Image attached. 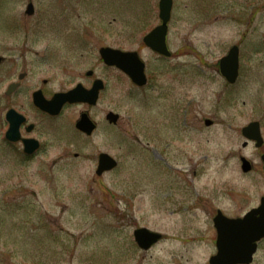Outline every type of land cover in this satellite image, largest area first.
Instances as JSON below:
<instances>
[{"label": "rangeland", "instance_id": "rangeland-1", "mask_svg": "<svg viewBox=\"0 0 264 264\" xmlns=\"http://www.w3.org/2000/svg\"><path fill=\"white\" fill-rule=\"evenodd\" d=\"M158 1L0 0V112L4 88L19 72L49 80L50 89L67 86L93 66L100 46L138 50L158 82L137 89L102 63L101 148L119 161L102 190L86 182L87 161L65 166L72 175L60 161L51 182L43 159L39 185L34 177L23 184L0 154V264H208L216 211L241 216L259 204L264 145L242 148L241 128L259 121L264 138V0H173L168 59L142 43L159 23ZM234 44L240 77L229 85L217 65ZM164 83L175 88L165 92ZM108 110L120 115L116 127L105 121ZM1 138L0 131L2 148ZM240 156L251 172L242 173ZM125 193L133 195V227L165 234L149 251L136 247L132 227H117ZM253 264H264V251Z\"/></svg>", "mask_w": 264, "mask_h": 264}, {"label": "flooded vegetation", "instance_id": "flooded-vegetation-1", "mask_svg": "<svg viewBox=\"0 0 264 264\" xmlns=\"http://www.w3.org/2000/svg\"><path fill=\"white\" fill-rule=\"evenodd\" d=\"M5 62L4 59L0 65ZM8 68L9 71L6 74L10 79V66ZM77 76V80L71 79L72 82L67 86L61 83L60 87L50 89L49 80H33L30 72L21 71L6 84L3 91L4 108L0 112L3 145L2 148L0 147V154L12 166L13 171L17 170L21 173V183L25 184L28 177H34L35 182L39 185L42 180H39L38 177H43L41 171L43 159L49 162L50 173L45 179L51 182L54 181L55 171L60 166V161L64 164L61 166L66 168L68 175L73 174V169L65 166L75 165L79 161H87L86 164L91 168L89 179H86V182L90 183L91 188L96 187L99 190H102L103 178L115 170L98 172L102 154V59L100 56L96 57L93 66ZM150 81L153 90L158 88L157 80L151 78ZM75 88L85 91L96 90V102L65 103L60 111L54 114L42 110L34 104V95L37 92H40L45 99L50 100L55 94ZM174 88V83L163 84L165 92ZM83 114L86 115L89 122L88 130L85 131L76 126ZM112 126L115 127V125ZM68 178L70 179L69 176ZM21 187L25 188L26 186L21 185ZM132 197L131 194H123L122 201H117L118 205L115 211L117 227L121 229L132 227L131 235L133 237L134 231L141 226L133 227L136 217L132 203L128 202ZM163 239H165V234H162L161 239L151 249ZM196 240V238H189L186 239V242ZM263 245L264 238L256 243V253L264 251Z\"/></svg>", "mask_w": 264, "mask_h": 264}, {"label": "water", "instance_id": "water-1", "mask_svg": "<svg viewBox=\"0 0 264 264\" xmlns=\"http://www.w3.org/2000/svg\"><path fill=\"white\" fill-rule=\"evenodd\" d=\"M172 9V0H159V18L161 23L155 27L149 34L144 37V43L150 47L153 51L162 54L164 56H170V52L167 49L165 37L168 28V22L170 20ZM27 14L33 13V6L28 5ZM103 61L107 65H114L124 71L130 76V78L138 85L145 84L144 65L138 58L136 52L121 51L110 47H102L100 50ZM239 50L237 46L230 48L228 54L220 60V72L225 79L234 83L238 77L239 69ZM77 92L72 91L66 94L56 95L52 101H45L43 98L36 99V103L47 110L53 108H60L61 104L65 100L73 101L77 100ZM107 118L110 122H116L118 115L109 113ZM82 128L84 127V120H82ZM205 123L209 125L210 120H206ZM242 135L248 140H254L255 146L260 147L263 144V138L260 131V124L257 121L249 123L247 126L242 128ZM245 141L242 146H246ZM264 159V156L262 157ZM242 170L248 172L251 170V164L245 159L241 158ZM102 171L105 169H111L116 165V162L107 154L102 153L101 155ZM214 224L218 231L217 236V249L216 255L210 258V264H249L252 260V253L254 252L253 241L257 238L264 236V197L261 199V206L257 209L252 210L243 219H229L218 211L215 218ZM239 225L244 228L250 225V234H246L243 231H236L231 234V226ZM253 225L257 226V229H252ZM242 228V229H243ZM246 231V229H244ZM137 234L136 240L143 248H148L149 245H143L141 241V234H147L149 236L155 235L147 229H140ZM243 237V238H241ZM158 237L154 236L152 242L156 241ZM233 239V242L231 241ZM242 239V240H241ZM242 244V245H240ZM251 244V245H250Z\"/></svg>", "mask_w": 264, "mask_h": 264}]
</instances>
